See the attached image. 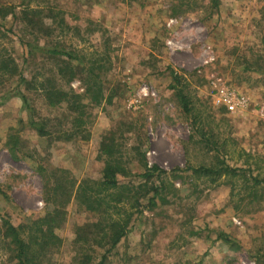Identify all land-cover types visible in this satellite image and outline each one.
Instances as JSON below:
<instances>
[{
	"label": "rangeland",
	"instance_id": "374dc122",
	"mask_svg": "<svg viewBox=\"0 0 264 264\" xmlns=\"http://www.w3.org/2000/svg\"><path fill=\"white\" fill-rule=\"evenodd\" d=\"M28 44L76 58L29 55ZM0 46L17 62L0 82V226L53 210L60 169L102 179L114 140L127 184L145 182V162L165 172L104 264H264V0H198L193 11L178 0H0ZM90 69L99 84L78 126L45 88L83 95ZM222 86L248 106L230 110ZM66 210L53 264L69 263L75 231L99 219L74 199ZM0 264H15L2 231Z\"/></svg>",
	"mask_w": 264,
	"mask_h": 264
},
{
	"label": "trees",
	"instance_id": "16d2710c",
	"mask_svg": "<svg viewBox=\"0 0 264 264\" xmlns=\"http://www.w3.org/2000/svg\"><path fill=\"white\" fill-rule=\"evenodd\" d=\"M178 1H182L186 5L187 11H193L196 9L198 0ZM28 46L29 55L36 51H46L55 56L76 58L71 51L45 48L36 44H28ZM70 69L72 70L71 66ZM16 71L17 62L0 46V82L4 76L13 77ZM96 77V70L90 69L83 95L61 91L56 87H43L49 95L50 106L67 104L66 107L76 114L73 122L78 126L84 124L81 117L85 113L87 104L82 103V99L87 97L91 86L95 87L99 84ZM173 77L175 81H178L176 74ZM94 98L99 101V94ZM184 105L188 109L187 105ZM30 125L40 135L49 134L43 123L36 120L33 114H30ZM102 151L106 157L102 179L86 178L78 182L74 176L69 177V172L66 169H60L64 178L55 173V177H53L55 185L50 187L53 195L47 200L54 205L53 210L47 211L41 217L23 222L19 226H15L8 219L3 218L0 232L2 231L3 235L13 244L15 264H53V256L63 244V239L56 234V229L65 222L67 218L66 206L72 199L82 208L96 213L99 219L96 222L85 223L75 231L71 241L73 255L67 264H91L94 259L92 250L97 248L106 249L102 259L97 263L104 264L106 254L128 234L135 213L141 212V199L148 197L149 193L153 191V186H149V181L155 175L160 176L165 170L156 164L150 165L145 162L146 172L141 174L145 178V182L139 185L127 184L121 177L128 175L129 168L118 154L114 140L103 143ZM195 171L207 175L211 172L210 169L204 167L195 169ZM148 199L150 201L151 198ZM226 237L228 239V236Z\"/></svg>",
	"mask_w": 264,
	"mask_h": 264
},
{
	"label": "built area",
	"instance_id": "2783aa9c",
	"mask_svg": "<svg viewBox=\"0 0 264 264\" xmlns=\"http://www.w3.org/2000/svg\"><path fill=\"white\" fill-rule=\"evenodd\" d=\"M218 93L220 94V101L232 111L245 109L249 104L246 96L235 92L230 87L222 86L218 88Z\"/></svg>",
	"mask_w": 264,
	"mask_h": 264
},
{
	"label": "crops",
	"instance_id": "0c3cea01",
	"mask_svg": "<svg viewBox=\"0 0 264 264\" xmlns=\"http://www.w3.org/2000/svg\"><path fill=\"white\" fill-rule=\"evenodd\" d=\"M123 239H124V238H123ZM123 239L121 240V242H120V243H122ZM120 243H119V244H120ZM119 244H118V245H119Z\"/></svg>",
	"mask_w": 264,
	"mask_h": 264
}]
</instances>
